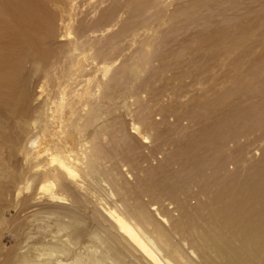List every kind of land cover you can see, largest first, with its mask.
<instances>
[{
    "label": "bare ground",
    "instance_id": "6f19581e",
    "mask_svg": "<svg viewBox=\"0 0 264 264\" xmlns=\"http://www.w3.org/2000/svg\"><path fill=\"white\" fill-rule=\"evenodd\" d=\"M179 1L111 5L90 26L60 0H0V238L16 239L0 264H264V150L234 194L197 188L200 214L187 200L200 203L188 185L228 172L230 143L264 117V74L240 80L264 34V0L211 31L223 50L203 57L168 37L176 19L212 24L194 7L170 12ZM171 68L178 80L154 87ZM218 71L237 75L245 100L215 117L222 100H203ZM169 147L176 172L161 178L149 162Z\"/></svg>",
    "mask_w": 264,
    "mask_h": 264
},
{
    "label": "rangeland",
    "instance_id": "374dc122",
    "mask_svg": "<svg viewBox=\"0 0 264 264\" xmlns=\"http://www.w3.org/2000/svg\"><path fill=\"white\" fill-rule=\"evenodd\" d=\"M65 1L66 0H60L59 5L61 7L64 6V8H66L65 11L67 13H68V10L70 9L68 7L73 5L72 9L74 8V10L72 11V13H74V16L73 15L72 16H73V20H77L76 23H80V21H82V24H84V25L90 24V26H91V23H93L94 20L99 18L100 15L103 14L106 9L109 10L111 8V5H112V8H114V9L121 8L122 6H124V4L130 3L132 0H114V1H111V0H104V1L103 0H98V1L97 0H74L73 1L72 0V2H70L71 4L68 3L70 0H68V2H65ZM183 1L185 2V4ZM113 2L115 4H113ZM251 2H252V0H202L201 2L197 3V0H181L177 4L175 3L174 6H171L170 8H168L170 10V12H172L175 9L179 11L182 8H185L188 10L190 7H194V10L190 11L189 15H193V17H201V18L205 17V18H207L208 21H211L212 24L207 25V26H201V27H198V25L192 24L193 25L192 26L191 20L180 19L177 21V19H176L177 15H176L173 19V20L176 19V21H172L173 23H172L171 29L168 33V37L170 35V37H169V38H171L170 40L174 39V40L178 41L179 46L182 49L181 52L185 51V53H188V54H191V52H192L191 49H194V47H195V49L196 48H198V49H196L197 51H194L192 54H195V55L198 54L197 56H201V57H203L204 55H210L209 53H207V49L210 46L214 47L216 52L219 50H223V44L219 43L220 40L215 36L212 37L211 34L215 33L218 30L219 26L220 27L225 26L226 23L230 19L234 18L235 16L236 17L243 16L244 15L243 9L245 10L251 4ZM61 3H62V5H61ZM101 3H104V4H101ZM109 5H110V7H109ZM90 12H91V14H90ZM150 13H152V12H150ZM136 21H138V20H136ZM214 23L215 24L219 23V24L215 25L216 27L218 26L217 28L214 26ZM212 27H214V29ZM204 29H206V30H204ZM211 31H213V32L211 33ZM190 33H191V36L194 37V39L198 38V37L199 38L202 37L201 39L198 38L199 42H200V40H202V41L200 43L198 42L199 44L197 43V39H195L196 42L193 41L194 39L190 36ZM96 35H98V34H96ZM260 36H262L261 40L259 38ZM260 36L256 40H254L253 45L256 44V46H253V47H255L256 49L252 48V50L254 49L253 53L248 52L249 56L247 55L248 62L253 61V63H251V62L248 63V65L246 67H244L242 72L240 73L241 74L240 80H242L243 85L247 83L248 78H249L251 73L255 72V73H259L261 75L264 74V44H262V43H264L263 42L264 40H262V38L264 39L263 32L261 33ZM34 37L36 39V38H38V35L34 34ZM190 37L192 40L190 39ZM187 38H189L190 40L189 39L187 40ZM260 41H261V43H260ZM192 45L194 47H192ZM199 45L200 46L202 45L201 48L203 47L202 48L203 50L199 49L200 48ZM257 46H258V48H257ZM163 49L168 50L166 47H164ZM201 51H203V54ZM195 52H197V53H195ZM173 54L175 56H178L177 52H174ZM209 57H211V56H207L204 58L205 62H206V59ZM170 60H172V58H170ZM173 70H174V72H171ZM169 71H170V74H165V73H169ZM176 72H179V70L176 71L174 68L173 69L171 68L168 70V72H164V73L159 74L160 76L161 75L162 76L164 75V76H163V78H162V76H161V78H160V76H158V78H160V79H157V80H160V81L156 80V83H155L156 85L154 84L155 85L154 87H156V88L163 87L165 84V81L167 82V79H170V78H173V79L175 78L176 80H178L176 78V75H175ZM173 73H175V74H173ZM171 74H173L174 76H172ZM236 76L237 75H234V74L231 75L228 72H222V71H218L216 73V76H215L216 78L214 80L216 90L208 93L207 98L203 100V101L210 100L214 97H218L222 100L221 105L223 106V108L220 105V103L216 102L213 104L211 110L209 111V113H212V111H214V110L217 112V113L215 112L214 114L212 113L213 116L216 117V116H218V113L221 110H224L225 108L228 109L229 103L234 102V101H239V100L240 101L245 100L244 96L240 97V94H238L239 87H238V89L235 90V87H237L239 85L238 82H236L235 86L233 85L234 87H232V85H231V84H234L233 82L236 81L234 78ZM164 79H165V81H164ZM157 82H159L160 86H159V84H157ZM157 85H158V87H157ZM187 91L191 92L190 94L193 95L192 91H190L188 89V90H186V93H187ZM167 94H169V93H167ZM165 97H167V95ZM164 99H166V98H164ZM213 116H210V117H213ZM204 118H206V117H204ZM153 119H155L154 121L157 120V122H158V121H160L161 117H159L158 114H155ZM165 120H166L167 124L172 123V125L173 124L175 125L174 122L177 121V115H176L175 119H174V116H172V117L170 115L165 116ZM259 121L260 122L258 125H256V126L250 125L248 127V130L250 132H248L244 136L238 138V140H239L238 146L234 144L235 142L237 144V142H238L237 140L234 143H230L229 146L232 149H230L226 154H229L230 151L233 150V152H231L230 154L233 155L234 159H233V162L228 166V168L225 169L228 172L222 173V175L210 176L211 171H207L206 174L210 176L208 186H206L205 184H202V183H198V187L195 186L193 183H191V186H189L190 184L189 185L187 184L188 187L195 193V198L200 202L197 204L196 200H190V198H193L192 196L187 199L190 206L193 207V213L200 214L201 206L203 204V201L205 200V197L203 195H201L200 193H197V188H199L202 193H204V194L206 193V197H209V198L214 197L216 199H219L221 195L218 192L220 190L227 188V190H225L224 194L230 195L233 191L239 189L240 186L242 185V183L248 178V176H249L248 173H250V171H247V168H249L251 165L253 166L254 164H256L259 161V159H261V155H263L262 153L264 150V117H262L261 120H259ZM179 124H180V126H179L178 132L181 133L183 127L185 128L187 126L188 122L185 119H182V120L180 119ZM161 125H164V123L162 122ZM177 129H178V127H177ZM173 138H175V135H173ZM240 147H242V148H240ZM171 151H172V148L169 147V148L165 149L164 155L156 153L151 158L153 161L150 159V162H149V166H151L150 169L156 170V172L158 173V175L161 178L165 177L168 174V171L170 169L172 172H176V169H174V168H177V166H174L172 163L166 161L167 159L170 160L169 156L171 154ZM227 173H229L228 174L229 176L227 177V180H226L224 178L223 174H227ZM176 176H177L178 180L181 181L182 176L179 173H176ZM242 180H243V182H242ZM187 189L185 191L189 190V189L188 190ZM229 192H231V193H229ZM232 194H234V193H232ZM215 206H219V204L215 205ZM206 214H207V212L203 213L204 216H206ZM0 239H1L0 240V245H1L0 247L4 246V248L2 247L3 251L7 250L4 253H7V254L14 253L16 239H14V238H13L14 240H12V238L9 239L8 235H5V236L3 235V236H1ZM2 248H0V249H2Z\"/></svg>",
    "mask_w": 264,
    "mask_h": 264
}]
</instances>
